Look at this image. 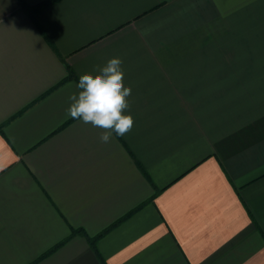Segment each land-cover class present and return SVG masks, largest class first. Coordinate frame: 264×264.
Masks as SVG:
<instances>
[{
  "label": "crops",
  "instance_id": "1",
  "mask_svg": "<svg viewBox=\"0 0 264 264\" xmlns=\"http://www.w3.org/2000/svg\"><path fill=\"white\" fill-rule=\"evenodd\" d=\"M21 1L47 0H0V264H264V0ZM111 58L134 125L101 143L66 109Z\"/></svg>",
  "mask_w": 264,
  "mask_h": 264
},
{
  "label": "clouds",
  "instance_id": "2",
  "mask_svg": "<svg viewBox=\"0 0 264 264\" xmlns=\"http://www.w3.org/2000/svg\"><path fill=\"white\" fill-rule=\"evenodd\" d=\"M124 75L122 60L111 58L95 73L81 75L75 84L78 91L69 95L66 116L102 129L101 143H110L113 134L126 135L134 125L127 113L131 88L125 86Z\"/></svg>",
  "mask_w": 264,
  "mask_h": 264
},
{
  "label": "trees",
  "instance_id": "3",
  "mask_svg": "<svg viewBox=\"0 0 264 264\" xmlns=\"http://www.w3.org/2000/svg\"><path fill=\"white\" fill-rule=\"evenodd\" d=\"M54 1H56V0H47V1H44V2H42L40 4H38V5H33V6L28 5V4L24 3L23 1H21V2H22V7L24 8V10L35 20V14L40 9H42L43 7L47 6L48 4H50V3L54 2ZM121 220H123V219H121ZM120 221L115 222L108 229H106L105 231L99 233L97 236H95V237H88V239L90 241V244L92 245V247L94 248V250L97 251V253H98L99 256H100V254H99L98 248H97V242H98L99 238L101 236H103L106 232H108L111 228H113L114 226H116ZM61 244H63V242L60 243V244H58L55 248L59 247ZM55 248H52L49 251V253L52 252ZM49 253H47V254H49ZM100 258H102V257L100 256Z\"/></svg>",
  "mask_w": 264,
  "mask_h": 264
}]
</instances>
